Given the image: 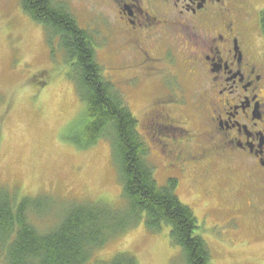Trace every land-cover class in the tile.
I'll list each match as a JSON object with an SVG mask.
<instances>
[{
	"label": "rangeland",
	"instance_id": "rangeland-1",
	"mask_svg": "<svg viewBox=\"0 0 264 264\" xmlns=\"http://www.w3.org/2000/svg\"><path fill=\"white\" fill-rule=\"evenodd\" d=\"M5 1L0 12V184L17 194L18 201L24 197H48L49 208L44 211L53 212L55 217L56 212L67 213L73 203H105L123 208L122 164L112 141L101 137L95 144L82 148L72 140L83 133L86 103L77 91L78 81L71 75L72 67L59 39L25 10L16 18L17 4L23 8L21 0ZM80 9L82 27L95 37L96 58L126 97L148 147L155 178L160 185H166L170 178H175L174 174L162 166L164 157L154 155L156 144L147 133L150 104L159 94L157 84L162 78H157L156 83L134 84L133 74L122 70L126 60L102 44L108 32L99 18L91 11H83V7ZM11 16L21 19V23L10 20ZM89 18L95 20L88 26ZM178 71L180 67L175 64L168 71L173 76L166 77L189 102L180 112L188 129L195 132L204 117V112L191 102L198 81L179 75ZM172 132L160 129L163 135ZM219 172H213L211 177L217 175L222 183L205 188L200 178L203 173L199 177L189 173V179H181L177 195L192 208L204 228L202 235L212 253V264H264V198L258 197L256 201L261 212L241 209L233 214L229 210L244 204L243 196L230 191L254 181V176L244 168ZM195 179L198 184L193 187ZM203 190L209 191L205 194ZM252 190L247 188V192L255 194ZM258 192L264 193V189ZM54 221L50 217L44 225L36 224L47 230ZM169 231V226L164 225L162 230L152 232L143 219L94 250L90 264L110 261L120 253L132 254L138 264H186L181 247L172 244Z\"/></svg>",
	"mask_w": 264,
	"mask_h": 264
},
{
	"label": "flooded vegetation",
	"instance_id": "flooded-vegetation-1",
	"mask_svg": "<svg viewBox=\"0 0 264 264\" xmlns=\"http://www.w3.org/2000/svg\"><path fill=\"white\" fill-rule=\"evenodd\" d=\"M52 1L74 14L81 28L80 7L99 18L108 32L102 44L126 60L122 70L133 74L134 84L162 78L150 104L147 133L156 144L154 155L164 157L162 166L174 174L176 188L189 173H203L205 188L222 183L211 177L213 172L249 169L254 181L230 191L243 196L244 204L229 210L261 212L256 201L264 198L258 192L264 189V0ZM5 5L0 0V12ZM16 7L19 18L24 9ZM16 18L10 20L20 24ZM175 64L179 75L198 81L191 102L204 117L195 132L180 112L189 102L166 77ZM161 127L172 134L163 135ZM197 184L195 179L192 186Z\"/></svg>",
	"mask_w": 264,
	"mask_h": 264
},
{
	"label": "trees",
	"instance_id": "trees-1",
	"mask_svg": "<svg viewBox=\"0 0 264 264\" xmlns=\"http://www.w3.org/2000/svg\"><path fill=\"white\" fill-rule=\"evenodd\" d=\"M24 10L60 41L66 60L77 79V91L86 103L83 133L72 140L87 148L101 137L112 141L121 160L123 208L105 203L71 204L67 213L45 212L48 197H27L0 184L1 264H90L94 250L137 226L143 219L148 230L169 226L173 245L179 246L186 264H212L205 231L192 208L177 195L176 180L160 185L148 147L138 130V120L126 97L105 74L96 58V41L81 28L78 19L51 0H21ZM69 205V204H68ZM52 217L54 224L41 229ZM40 221V222H38ZM94 264H138L130 253Z\"/></svg>",
	"mask_w": 264,
	"mask_h": 264
}]
</instances>
